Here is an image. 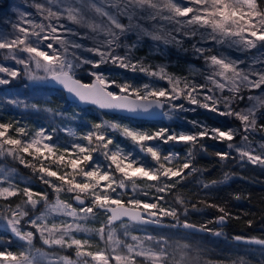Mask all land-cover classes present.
I'll return each mask as SVG.
<instances>
[{
  "label": "snow or ice",
  "instance_id": "1",
  "mask_svg": "<svg viewBox=\"0 0 264 264\" xmlns=\"http://www.w3.org/2000/svg\"><path fill=\"white\" fill-rule=\"evenodd\" d=\"M33 7L35 15L18 11L14 13L15 20L3 21L7 29L0 28V50L6 53L5 59L22 66L0 65V74H4L0 75V85H7L23 75L32 82L58 84L79 102L133 117L163 115L171 118L178 111H195L179 102L183 99L190 105L234 117L240 127L225 130L191 121L195 130L188 133L168 134L166 128L149 133L119 120L102 119L85 133L78 135L71 131L75 142L61 146L54 140L55 128L30 131L24 126L0 122V157H11L31 168L55 197L50 202L47 191L34 192L30 187L21 190L15 182V169L0 168V199L23 197L15 207L9 204L0 209V218L6 220L11 234L25 245L19 252L7 247L0 249V264H37L38 257H46L47 253L34 249L36 233L44 245L75 249L76 261L63 256L48 264H89V260L91 264H138V258L144 264H190V245L173 246L167 236L150 233L131 235L132 243H127L117 234L114 224L120 222L125 237L129 236L130 224L160 228L180 226V206L185 205L184 198L176 195L177 206L171 208L162 207L160 201L177 184L200 171L194 166V155L197 149L207 150L202 143L206 138L228 141L229 151L215 153L222 161L238 158L241 164L264 166V142L253 145L249 139V133L264 132V123L259 122L264 119V95L246 98L241 94V88L264 92V0H34ZM131 34L135 35V41L125 42ZM144 38L155 42L157 47L163 44L183 48L186 39L193 41V52L204 61V82L176 76L167 71L166 65L153 66L134 57V49ZM78 40L92 43L88 46ZM215 46L242 54L257 49L259 54L241 59ZM121 48L124 49L122 54ZM83 52L97 58L83 56ZM108 63L156 79L139 86L128 81L117 83L97 71L100 65ZM83 65L92 66L91 83L77 79ZM156 80L165 81L168 87H160ZM113 85L118 92L109 90ZM245 99L250 103L239 108L238 104ZM8 103L23 102L9 99ZM28 106L25 103V107ZM31 107L39 110L38 105ZM45 110L52 112L50 108ZM10 129L14 135L9 134ZM115 132L131 140L153 164L125 151L115 142L112 136ZM237 136L241 143L234 142ZM157 139L164 144L170 141L186 144L183 160L176 164L175 161L180 160L179 153L164 154L160 145L149 143ZM96 156H101L103 162L95 159ZM138 180L145 182L144 188L138 185ZM217 182L213 180L203 187L209 188ZM129 185L134 194L139 189L148 196L149 190L154 189L157 195L151 198L152 202L138 199L136 195H130L125 201ZM62 194L70 195L72 202L62 200ZM41 201L45 210L31 216L29 210L35 209ZM208 206L218 208L219 223L229 216L219 205ZM191 207L195 209L196 205ZM183 210L187 214L188 208ZM99 212L107 216L106 222L98 229L86 227L85 223ZM54 215L63 219L50 223ZM164 217H172L177 223L165 225ZM24 223L32 230H24ZM182 227L211 231L206 225L198 227L187 219ZM92 232L104 242V248L85 250L91 247L89 240L78 239L77 234ZM234 239L264 247V239L243 236ZM196 259L198 264L199 254ZM239 264L247 262L241 259Z\"/></svg>",
  "mask_w": 264,
  "mask_h": 264
},
{
  "label": "trees",
  "instance_id": "2",
  "mask_svg": "<svg viewBox=\"0 0 264 264\" xmlns=\"http://www.w3.org/2000/svg\"><path fill=\"white\" fill-rule=\"evenodd\" d=\"M33 3L34 0H0V28L7 29L8 26L3 21L15 20L17 17L14 13L18 11H27L35 15L36 10L33 7ZM79 30L81 32L84 31V29ZM135 39V35L131 34L125 42L132 43ZM78 42L85 43L88 46H91L92 43L89 40H78ZM192 43L193 41L186 39L183 48L175 45L165 46L163 44L157 47L155 42L144 38L134 49L132 55L136 58H142L145 64L153 66L166 65L169 73L179 77H187L189 80L195 79L197 83H202L204 82L202 73L205 70V65L203 59L193 52ZM185 49L187 50L185 51ZM119 51L122 54L124 49L121 48ZM81 54L88 58H97L91 53L83 52ZM5 55L6 53L0 50V65L21 68V66L10 62V59H5ZM91 68V65H83L77 72V78L86 82L90 81L93 78L89 74ZM97 71L104 73L105 76L115 80L117 83L128 81L137 86L151 83L156 79L138 71L133 72L130 69L121 68L112 63L100 65ZM29 82L26 77L21 75L7 85H0V122L11 123L14 127L24 126L30 131H35L41 127L46 129L55 128L57 131L54 140L58 141L61 146H67L75 142V138L70 134L71 131H75L78 135L85 133L93 123L99 122L102 119L119 120L123 124H128L149 133L156 132L161 128L168 129V134L188 133L195 130L191 121H201L225 130L227 128L240 127V122L234 117L220 115L190 105L188 101L183 99L179 102L183 103L186 109L195 108V111L175 112L172 114L175 118L170 120L162 116L159 119H135L103 112L92 106L78 107L74 103L67 101L60 90L49 87L45 83H40L38 87L36 84L35 87L38 90L35 93H29L28 89L30 88L32 92V85H35H29ZM156 83L160 87H168L167 83L163 80H156ZM109 90L119 91L115 85L111 86ZM19 91H23L22 95L25 98L24 104L21 105L25 107V103H27L31 108V105L35 104L38 105L39 110H23L8 103L7 97L11 96L10 99H12L14 93ZM241 94L247 98L248 96L264 95V92L261 89L249 90L241 88ZM249 103L245 99L238 104V107L243 108ZM49 108L52 109V112L45 110ZM259 122L264 123V119H260ZM66 129L69 131H65ZM9 134L14 135V131L10 129ZM112 136L115 142L120 144L125 151L133 152L134 155L142 157L149 165L153 164L151 158L140 153L131 140L125 139L119 132L112 133ZM249 139L253 145H259L264 142V132L256 131L249 133ZM234 142L241 143L240 137L237 136ZM149 143L160 145L161 150L166 153H179L180 160L175 161L176 164H179L183 160L187 152V145L184 143L170 141L164 144L159 139L150 141ZM202 143L206 146L207 150L197 149L194 155V166L200 169V171L177 184L171 193L164 194V200L160 201V204L165 208L176 207V195L182 196L185 200V205L180 206L179 225L187 219L189 223L196 224L198 227L206 225L211 231L195 233L184 231L180 229V226L160 228L151 225L141 227L130 224L128 238L131 235L143 236L150 233L155 236H167L173 246L176 244H188L192 249L188 254L190 264H197L196 258L198 254V264H239L241 259L246 261L247 264H264V247L239 244L232 240L233 236L264 239V166L252 165L250 163L241 164L238 158L225 161L220 160L215 153L217 151H229L227 149L228 141L220 142L206 138ZM26 159L31 158L26 157ZM95 159L103 162L101 156H96ZM1 167L15 169L17 173L15 182L21 190L24 187H30L34 192L47 191L49 193V201L51 202L55 199L51 189L41 182L38 174H34L31 168L19 164L18 160H13L12 158L10 161L0 160ZM225 173L228 174L227 179H225ZM213 180L218 182L209 188L203 187L204 184ZM137 183L141 188L145 187L144 181L138 180ZM130 195H136L138 199L152 202L151 198L155 197L157 193L152 189L149 190L148 196H144L138 189L137 193L134 194L131 192L129 185L124 195L125 201H127ZM22 199V196L10 197L7 201L0 199V209L6 208L9 204L15 207ZM61 199L72 202L70 195L62 194ZM41 203L44 205L43 201ZM192 204L196 205L195 209L191 207ZM210 204L223 207L229 214L224 225H215L214 219L216 216H220L221 213L218 208L208 206ZM184 207L188 208L187 214L184 213ZM30 213L31 209L29 210ZM31 216H34V213ZM106 220L107 216L103 212H99L96 217L90 218L85 223V226L98 229L101 223L106 222ZM249 220L252 221L251 225L248 224ZM124 223L127 224L128 221H124ZM176 223L177 221L172 217L163 218V224L165 225ZM26 227L29 228L28 225ZM114 227L120 237H125L120 222H116ZM29 229L32 230L31 228ZM216 232H220L221 234L215 235ZM1 234L4 235L2 232ZM81 239L89 240L91 245L88 248L89 250L96 251L105 247L104 242L95 232L87 233ZM4 240H7L6 237ZM8 242L4 243L0 241V249L7 247L15 252L17 247L13 242ZM177 258H179V254H177ZM138 264H144V262L138 258Z\"/></svg>",
  "mask_w": 264,
  "mask_h": 264
},
{
  "label": "rangeland",
  "instance_id": "3",
  "mask_svg": "<svg viewBox=\"0 0 264 264\" xmlns=\"http://www.w3.org/2000/svg\"><path fill=\"white\" fill-rule=\"evenodd\" d=\"M203 46H205V47H213V45H211V44H204ZM215 47L219 51H223V52L228 53V54H230V55H232L234 57L235 56H239L241 59H245L246 57L259 54L257 49H253L250 53H243L242 54V53H237L235 51L229 50L226 47H224V48H221L220 46H215ZM10 62L15 63V61H13L11 59H10ZM19 66H21V65H19ZM241 66L242 67H246V65H241ZM21 68H22V66H21ZM40 83H45V82H32V81H30L29 85H32V84H35V85H32V92H31L30 88L28 89V92L29 93H35L38 90L37 87H38V85H40ZM36 84H37V87H35ZM22 92L23 91L15 92L14 95H13L14 97H12V99H19L20 101L24 102L25 98L23 97V95H22L23 93ZM10 98H11V96L7 97V100H9ZM21 104H24V103H19V104H16L14 106H17V108L23 109V110L24 109L25 110L26 109H30L31 111H36L37 110L36 108H33V107L30 108V106H28L29 108L28 107H24V105H21ZM161 116L163 118L165 117V119H167V120L175 118L174 115H171V118H169L167 116H163V115H161ZM162 152H164V151H162ZM164 154H166V152H164ZM0 160H3V161L4 160H9L10 161L11 157H0ZM1 168H4V167H1ZM4 186H7V185H4ZM44 210H45V206L40 202L35 209H31L30 215H33V213H34V216H38ZM61 219H63V217L54 215V216L50 217L49 222L51 223L53 220H55L56 222H59V220H61ZM26 226H27L26 223H24L22 225L24 230H30ZM1 232L4 233V235H2ZM86 235H87V233H79V234H77V238L81 239V237L86 236ZM4 236L6 237L7 240H4V238H5ZM120 238L122 240H125L127 243H132L131 239L128 238V237H122L121 236ZM0 241L4 242V243H7L8 241L13 242V244L17 247V250L15 252H19L20 250H22L23 247H25V245H24V243L22 241H20L18 238L14 237L11 234L10 229L6 227V220H4L2 218H0ZM33 246H34V249H39L41 252H44V253L48 254L46 257H38L37 264H48V262L50 260H56L57 258L63 257V256H68L74 261L77 260L74 248H60L58 246L49 247L47 245H44L43 241L40 239L38 233H36L35 236H34ZM85 250L86 251H92V250H89L88 248L85 249ZM89 264H91L90 260H89Z\"/></svg>",
  "mask_w": 264,
  "mask_h": 264
},
{
  "label": "water",
  "instance_id": "4",
  "mask_svg": "<svg viewBox=\"0 0 264 264\" xmlns=\"http://www.w3.org/2000/svg\"><path fill=\"white\" fill-rule=\"evenodd\" d=\"M78 79V78H77ZM94 78H92L90 81L86 82V81H82L84 83H91L93 81ZM45 84L49 87H53V88H56L58 90H60L64 96V98L69 101V102H72L74 103L75 105H77L78 107H85V106H92L94 107L95 109L97 110H100V111H103V112H107V113H113V112H109L107 110H101L99 109L97 106L93 105V104H90V103H82V102H79L73 95L69 94L65 89H63L60 85L58 84H54V83H50V82H45ZM113 114H118V115H121V116H127V117H131V118H135V119H159L161 117V115H154V116H146V117H133V116H130L129 114L127 113H113ZM218 217L219 216H216L215 219H214V223L216 226H221V225H224L226 223V220L223 222V223H219L218 222ZM125 221H127L125 219ZM183 223L180 224V229L184 230V231H187V232H195V233H198V232H201V231H193V230H190V229H185L182 227ZM151 226H155V225H151ZM235 236L232 237V240L233 242L235 243H239V244H246V245H256V246H259V247H262L260 245H257V244H247V243H244L242 241H236L234 239ZM251 238V237H249Z\"/></svg>",
  "mask_w": 264,
  "mask_h": 264
}]
</instances>
